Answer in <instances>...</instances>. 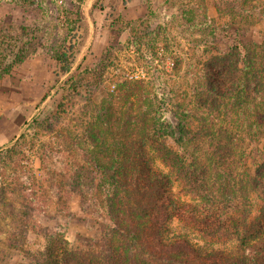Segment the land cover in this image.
<instances>
[{
  "label": "trees",
  "instance_id": "1",
  "mask_svg": "<svg viewBox=\"0 0 264 264\" xmlns=\"http://www.w3.org/2000/svg\"><path fill=\"white\" fill-rule=\"evenodd\" d=\"M237 1L264 21V0ZM55 59L67 72L66 54ZM194 75L191 106L174 105L176 124L163 117L168 96L131 78L107 107L95 106L75 165L48 169L28 189L26 210L0 189V221L11 219L4 253L18 264H264V40L219 51ZM72 197L99 220L96 237L74 244L66 238ZM172 220L198 241L172 233ZM31 232L37 250L27 247Z\"/></svg>",
  "mask_w": 264,
  "mask_h": 264
},
{
  "label": "rangeland",
  "instance_id": "2",
  "mask_svg": "<svg viewBox=\"0 0 264 264\" xmlns=\"http://www.w3.org/2000/svg\"><path fill=\"white\" fill-rule=\"evenodd\" d=\"M16 1L0 2V189L6 188V202L22 210L31 199L28 189L48 169L75 165L74 155L88 148L83 129L95 106L107 107L122 82L133 78L148 93L167 95L171 103L163 117L176 124L174 105L191 106L194 72L209 56L264 40L259 11L237 0ZM131 23L137 33L126 29ZM59 52L66 54L67 72L55 59ZM69 201L74 217L68 241L96 237L99 220L81 213L77 198ZM3 219L0 264H18L19 255L4 253L11 219ZM170 230L198 241L177 220ZM26 240L33 250L41 247L32 232Z\"/></svg>",
  "mask_w": 264,
  "mask_h": 264
},
{
  "label": "crops",
  "instance_id": "3",
  "mask_svg": "<svg viewBox=\"0 0 264 264\" xmlns=\"http://www.w3.org/2000/svg\"><path fill=\"white\" fill-rule=\"evenodd\" d=\"M18 127H20V125Z\"/></svg>",
  "mask_w": 264,
  "mask_h": 264
}]
</instances>
